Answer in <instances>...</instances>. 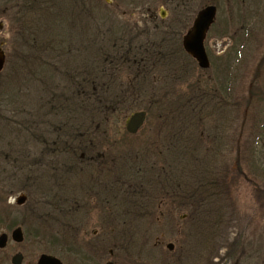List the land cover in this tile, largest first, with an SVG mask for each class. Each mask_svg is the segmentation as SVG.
<instances>
[{"label":"rangeland","instance_id":"rangeland-1","mask_svg":"<svg viewBox=\"0 0 264 264\" xmlns=\"http://www.w3.org/2000/svg\"><path fill=\"white\" fill-rule=\"evenodd\" d=\"M210 6L205 45L218 59L201 71L183 41ZM0 48V235L21 226L24 252L61 253L74 225L100 228L99 218L68 213L74 200L90 204V181L103 179L110 245H148L143 261L158 264L256 255L264 208L252 190L236 187L230 198L226 188L215 202L199 183L213 174L202 138L213 137L219 116L247 123L248 135L264 121V0H0ZM140 112L145 123L131 135L126 122Z\"/></svg>","mask_w":264,"mask_h":264},{"label":"flooded vegetation","instance_id":"flooded-vegetation-1","mask_svg":"<svg viewBox=\"0 0 264 264\" xmlns=\"http://www.w3.org/2000/svg\"><path fill=\"white\" fill-rule=\"evenodd\" d=\"M187 55L189 56V54ZM207 56L210 66L212 64L211 60L218 59L216 57H213L210 60L208 52ZM226 61L222 62L220 65L221 70L226 73L228 72L229 74V78H226L225 80L226 87L228 85L229 87H231L233 83L232 71L234 68L231 64H227ZM194 62L199 68L198 63L195 60ZM200 70L205 71V69ZM183 73L184 76L181 77V79L189 82L190 75L188 70H184ZM198 82H200V79L198 80ZM151 104L158 105V103L155 101H151ZM255 124L256 125L253 126L252 135H248L246 130L247 123L237 126V119L235 116H229L227 118L219 116L214 122L215 128L213 137L202 138L204 139V141L200 139V142L203 141L202 144L204 143V145L208 146L206 147V150L202 148V151L204 150L206 154H211L215 157L214 170L212 174L213 176L211 175L212 179L209 176H206L207 174L204 175L203 173L207 182H202L200 180L199 183L200 193L205 198H210L211 196H213L215 198V202H219L220 200H218L217 196L219 193L226 195V188L230 189L228 197L234 198L233 193L236 187H248L252 190L251 192L254 193L255 200L264 208V121H257L255 122ZM202 136H205V133H202ZM204 145H201V147H203ZM184 148L185 149H182L181 152H184L186 154L187 152H190V150H192L189 147ZM163 151L165 150H162V152ZM165 152H167V154L169 155L168 159L171 160L172 148L166 150ZM95 155L97 159L99 157L104 158L105 156L102 152H95ZM171 168L172 166L170 165V170ZM153 171L155 172V170ZM160 172L163 173V170H161ZM171 173L172 172L170 171L169 178H172ZM102 176L103 175H101V177ZM201 182L203 183V185ZM90 183L91 187H93V190L89 187L87 189V195L89 196V193L91 192L92 194H94V197L92 195L89 196L90 198L88 201L91 202L90 204L84 203V206H86L88 209L95 208V212L93 214L87 211H84V213H77L78 208L84 209V206L79 207L80 205L77 200H74V204L71 206V208L69 207L68 215H71L72 217H70L73 220L77 219L76 217L78 216H81L80 218H84V215H87L88 218H99L101 219L100 228H91L89 224L88 227L77 229L74 225V227H71V230H68L70 237L68 239L65 238L68 244H66L64 248L67 247V249H64L62 252L59 251L61 253L52 252L48 254H41L40 257L42 255L53 257L60 262L57 264H158V262L153 259L150 262L143 261L152 257V251H154L153 249H150V246L148 245L138 243H131L127 245L109 244V236L111 235V233L107 228V216L109 215L106 208L108 200V190L106 189L107 185L105 184V180L103 179H101L100 181L97 179H92ZM98 185H101L102 188L100 187V189H98ZM204 185H207V187H210L211 189H213V191L211 192V189H205ZM152 204L153 202L149 205ZM140 210L142 211V209ZM141 211V214H145L143 213V211ZM127 213L130 212L127 211ZM1 222L2 221L0 219V223ZM76 223L77 225H79L82 222L77 220L75 221V224ZM85 224L86 223H83V225ZM16 229H21L22 231L23 241L21 243L15 242L12 239V234ZM10 231V236L7 233L1 234L7 235L8 241L4 248H0V264H39L40 257L36 259V256L34 257L29 253L24 252V227L19 226L15 227L14 229L11 228ZM257 238L255 237L254 241L251 243V248H254L255 251H257L255 252L256 255H252L250 259H246L243 262L239 261L238 263L230 258L223 264H264V231L261 232L260 236ZM65 240L60 239V241L63 243L59 242L58 245H64ZM203 240L204 238L202 239V241ZM236 244L237 243H230L228 244L229 246L227 244H224V250L233 251V249H235L236 247ZM159 245L160 244H155L153 247L156 248ZM167 248L172 252L174 249V245H172V249H170L169 247ZM16 256H20L21 260H16L17 262L14 261ZM166 264L177 263L168 262Z\"/></svg>","mask_w":264,"mask_h":264},{"label":"water","instance_id":"water-1","mask_svg":"<svg viewBox=\"0 0 264 264\" xmlns=\"http://www.w3.org/2000/svg\"><path fill=\"white\" fill-rule=\"evenodd\" d=\"M215 2L216 0H210ZM216 16V8L210 6L203 10L195 21L192 31L184 39V48L185 50L193 56L201 68H207L209 66L207 54L204 48V40L206 33L209 30L210 26L213 24ZM6 65V55L2 48H0V73L4 70ZM146 118L145 113H136L134 114L126 124L127 131L130 134H136L142 125L144 124ZM12 239L15 242L21 243L23 241V235L21 229H16L12 234ZM8 236H0V248H4L7 244ZM172 249V246H169ZM20 261L21 257L16 256L14 261ZM16 261V262H17ZM60 263L53 257L43 255L39 259V264H57ZM19 264V263H18Z\"/></svg>","mask_w":264,"mask_h":264},{"label":"trees","instance_id":"trees-1","mask_svg":"<svg viewBox=\"0 0 264 264\" xmlns=\"http://www.w3.org/2000/svg\"><path fill=\"white\" fill-rule=\"evenodd\" d=\"M32 7H33V6H32ZM33 8H34V7H33ZM24 9H25V10H24V21H25V15H26V12H27L26 10H28V11H29L30 9H27V8H24ZM25 22H26V21H25ZM123 58H124L125 60H127V61H128V60H129V61H130V60H132V59H130V58L128 57V54H126V53H125V54H123V56H122V59H123ZM162 58H164V59H167L166 57H162ZM132 61H133V60H132ZM135 61H136V60H135ZM104 77L106 78L107 76H106V75H104ZM100 84H101V85H103V84L105 85V83H104V82H102V81H101V83H100Z\"/></svg>","mask_w":264,"mask_h":264}]
</instances>
